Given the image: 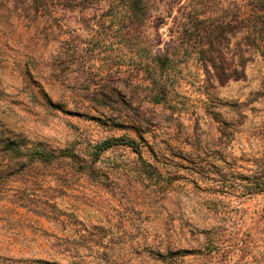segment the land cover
<instances>
[{
    "label": "rangeland",
    "instance_id": "obj_1",
    "mask_svg": "<svg viewBox=\"0 0 264 264\" xmlns=\"http://www.w3.org/2000/svg\"><path fill=\"white\" fill-rule=\"evenodd\" d=\"M254 1L0 0V264H264ZM196 12L223 22L186 60Z\"/></svg>",
    "mask_w": 264,
    "mask_h": 264
},
{
    "label": "trees",
    "instance_id": "obj_2",
    "mask_svg": "<svg viewBox=\"0 0 264 264\" xmlns=\"http://www.w3.org/2000/svg\"><path fill=\"white\" fill-rule=\"evenodd\" d=\"M203 6V4L201 5ZM251 16L248 20L249 22V31L250 35L254 39V44L256 48L259 50H263L264 52V0H255L254 4L251 9ZM201 13L196 12V21L197 23H201L198 26L190 27L182 36L181 38V50L179 52V56L185 57L186 60H189L194 52L198 54H204L203 47L205 46V38L209 37L210 35H214L216 30L218 29L219 25L222 24L223 21L211 18L210 15H206L205 19L200 18ZM171 56L166 54L164 56L155 55L152 57L155 69L159 71H164L168 75H174V73H168V68L166 65H174L175 62L171 60ZM205 65L206 62H209L207 59H204ZM173 63V64H172ZM217 75H224L225 70L218 68L216 63H212V65ZM171 70V69H170ZM173 71V70H172ZM264 86V82H263ZM264 96V92L262 94ZM2 142L6 145L7 150L9 152V156L11 160L14 162L19 161H32V162H41V163H50L55 161L60 155L68 154V153H61L57 154L53 150H49L42 145H36L31 148H27L26 146L22 145L21 142L11 139V138H2ZM127 145L133 148L135 151L139 150V142L130 137L126 136H119V137H112L104 139L98 142L94 146L93 156L95 160H97L100 155L108 150L109 148L113 147L114 145Z\"/></svg>",
    "mask_w": 264,
    "mask_h": 264
}]
</instances>
